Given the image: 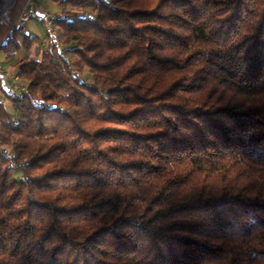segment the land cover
Here are the masks:
<instances>
[{"label": "trees", "instance_id": "16d2710c", "mask_svg": "<svg viewBox=\"0 0 264 264\" xmlns=\"http://www.w3.org/2000/svg\"><path fill=\"white\" fill-rule=\"evenodd\" d=\"M51 1L75 60L0 103V264H264V0Z\"/></svg>", "mask_w": 264, "mask_h": 264}, {"label": "crops", "instance_id": "0c3cea01", "mask_svg": "<svg viewBox=\"0 0 264 264\" xmlns=\"http://www.w3.org/2000/svg\"><path fill=\"white\" fill-rule=\"evenodd\" d=\"M31 11V19L19 30L20 44H23L26 37L37 38L40 45L33 44L29 51L20 50L11 58H7L1 50V46L8 41L13 33L18 30L19 18L23 10ZM64 9L51 0H0V70L5 74L0 77V103H4L8 111L10 103L5 102V95L9 91L16 92L15 80L22 79L19 74L17 63L23 58L39 60L44 48L46 39L45 24L43 17H61Z\"/></svg>", "mask_w": 264, "mask_h": 264}, {"label": "rangeland", "instance_id": "374dc122", "mask_svg": "<svg viewBox=\"0 0 264 264\" xmlns=\"http://www.w3.org/2000/svg\"><path fill=\"white\" fill-rule=\"evenodd\" d=\"M52 17V16H51ZM56 19V17H52V20L53 19ZM58 18H60V17H58ZM44 23V22H43ZM45 24V23H44ZM54 27V26H53ZM55 28V27H54ZM45 30H46V25H45ZM55 30H56V28H55ZM57 34H58V32H57ZM46 35H47V32H46ZM58 42L60 43V44H56L57 46H58V51H59V57H61L62 59H66V60H69L70 62H73V60H75L74 59V57L72 56V55H70V51H71V48L70 47H66V46H64L63 44H62V42L58 39ZM47 44V43H46ZM45 44V45H46ZM42 55V54H41ZM41 58V57H40ZM40 60V59H39ZM82 80L83 81H85V82H87L88 84H91L92 83V74H91V72L89 71V70H84L83 72H82ZM14 85H16V93L17 94H20V93H22L23 91H24V89H25V85H24V82L22 81V79L20 80V81H18V82H15V84ZM15 109H14V107L11 105V106H9L8 107V112L11 114V116L12 117H14L15 116ZM0 151H2L3 152V154L5 155V156H7L8 155V152H7V150H4L3 148H0ZM14 178L15 179H20V175L18 174V173H16V172H14Z\"/></svg>", "mask_w": 264, "mask_h": 264}, {"label": "built area", "instance_id": "2783aa9c", "mask_svg": "<svg viewBox=\"0 0 264 264\" xmlns=\"http://www.w3.org/2000/svg\"><path fill=\"white\" fill-rule=\"evenodd\" d=\"M31 11L28 9H25L22 11L20 18H19V24H18V30H21L25 24L31 19ZM58 18V17H56ZM43 22L46 25V39L44 41V46L46 43H54V44H60L58 42V34H57V30H55V28L53 27V20L52 17L49 15H45L43 17ZM3 75H5L1 70H0V77H2ZM15 82H17V80H15Z\"/></svg>", "mask_w": 264, "mask_h": 264}]
</instances>
